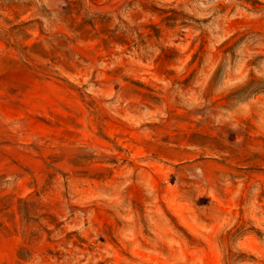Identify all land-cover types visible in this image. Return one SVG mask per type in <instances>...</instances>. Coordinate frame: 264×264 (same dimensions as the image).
<instances>
[{
    "label": "rangeland",
    "instance_id": "obj_1",
    "mask_svg": "<svg viewBox=\"0 0 264 264\" xmlns=\"http://www.w3.org/2000/svg\"><path fill=\"white\" fill-rule=\"evenodd\" d=\"M0 264H264V0H0Z\"/></svg>",
    "mask_w": 264,
    "mask_h": 264
}]
</instances>
